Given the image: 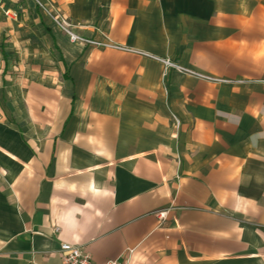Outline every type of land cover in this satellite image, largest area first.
I'll list each match as a JSON object with an SVG mask.
<instances>
[{
  "label": "crops",
  "instance_id": "1",
  "mask_svg": "<svg viewBox=\"0 0 264 264\" xmlns=\"http://www.w3.org/2000/svg\"><path fill=\"white\" fill-rule=\"evenodd\" d=\"M48 2L116 50L17 21L53 73L0 113V264H264V0Z\"/></svg>",
  "mask_w": 264,
  "mask_h": 264
},
{
  "label": "rangeland",
  "instance_id": "2",
  "mask_svg": "<svg viewBox=\"0 0 264 264\" xmlns=\"http://www.w3.org/2000/svg\"><path fill=\"white\" fill-rule=\"evenodd\" d=\"M12 1L16 11L14 18L9 20L0 16V113L3 116L5 113L10 116L15 110L25 81L46 70L53 73L50 57L43 53V40L33 34L30 26L27 25L24 29L17 26V21L27 19L29 10L42 16L39 6L46 8L48 0Z\"/></svg>",
  "mask_w": 264,
  "mask_h": 264
},
{
  "label": "built area",
  "instance_id": "3",
  "mask_svg": "<svg viewBox=\"0 0 264 264\" xmlns=\"http://www.w3.org/2000/svg\"><path fill=\"white\" fill-rule=\"evenodd\" d=\"M40 12L42 17L48 21L49 24L57 31V33L65 39V42L68 45H79L82 47L94 48L99 50H116V48L110 45L102 36L98 35V39H83L74 35L76 29L80 28L79 25H73L65 20L63 17H60L58 13L46 6V8L39 6ZM3 16H7L9 19L13 18L12 14L3 13ZM155 61L160 68L159 76L162 77L164 72L171 71L176 75H186L190 78H194L200 81H206L202 77H198L197 75L190 74L179 67H176L174 64L170 63L167 59L162 60H153ZM162 213L155 214L157 219L162 217ZM52 233H56V229H52ZM55 254L58 259V264H91L89 261L88 256L81 252V250L77 247L66 245V244H59L56 247ZM120 259L118 260H111L108 262H104L102 264H123Z\"/></svg>",
  "mask_w": 264,
  "mask_h": 264
}]
</instances>
